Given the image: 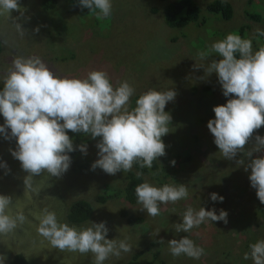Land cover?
Instances as JSON below:
<instances>
[{
    "label": "rangeland",
    "instance_id": "374dc122",
    "mask_svg": "<svg viewBox=\"0 0 264 264\" xmlns=\"http://www.w3.org/2000/svg\"><path fill=\"white\" fill-rule=\"evenodd\" d=\"M211 1L196 0L199 26L190 24L179 29L165 25V3L158 0H111L108 20L97 19L93 11L89 16L81 14L80 7L68 6L64 0H57L48 12L40 9L39 0H19L23 15L15 11L10 18L7 13L0 14V83L13 60L38 57L59 77L86 79L92 71H104L114 88L126 81L135 90L129 110L136 106L134 98L150 89L175 91L174 100L165 107L172 118L170 132L162 137L166 154L157 158L156 168L143 178L158 188L183 184L189 193L177 203L160 205V214L155 217L142 211L141 204L126 203L118 192L123 190L127 172L108 175L100 168L92 170L100 138L90 136L74 147L86 145L87 154L75 150L66 173L59 178L47 173L34 176L29 189L23 182L28 174L10 152L16 149L15 139L0 136V164L7 166L0 167V195L12 198L9 214L22 211L27 217L13 233L0 235L4 264H9L14 255H21L26 264H94L91 252L82 255L54 249L38 233L45 209L54 212L59 222L78 230L90 227L89 222H105L106 239L127 240L132 252H122L119 258L112 256L104 264H126L138 251L143 253L142 260L152 259L156 252L154 264H253L251 258L244 260L243 256L250 252L251 244L264 240V204L250 186L251 170L245 171L244 165L250 162L247 152L253 149L255 136L264 137V126L254 132L243 153L231 160L224 158L207 122L215 118L213 107L234 97H224L217 75H208L205 70L221 58L210 51L211 45L228 34L251 39L253 52L262 47L256 33L264 30V0H250L249 4L248 0H224L232 10L228 20L206 11ZM14 21L21 24L26 35L17 32ZM37 28L39 31H34ZM201 52L208 55L201 59ZM3 124L0 116V126ZM260 157H264V150L254 152L251 159ZM238 160H244V165H237ZM211 193L222 196L223 202H213ZM99 195L108 197L97 202ZM78 200L91 204L93 211L89 220L73 225L67 222L66 212ZM189 207L196 211L200 207L215 209L217 215L226 211L227 223L205 222L190 232L177 233L174 225L182 223ZM120 210L142 222L127 225ZM183 236L203 248L204 255L199 259L172 256L168 241Z\"/></svg>",
    "mask_w": 264,
    "mask_h": 264
},
{
    "label": "clouds",
    "instance_id": "9594fccd",
    "mask_svg": "<svg viewBox=\"0 0 264 264\" xmlns=\"http://www.w3.org/2000/svg\"><path fill=\"white\" fill-rule=\"evenodd\" d=\"M79 5L97 12V19H106L112 14L111 0H79ZM13 11L23 15L19 0H0V14L7 13L10 18ZM13 23L21 36L26 35L21 24ZM258 35L264 36V31ZM210 51L221 58L214 60L205 71L208 75H217L224 97L234 98L213 107L215 118L207 122V128L223 157L231 160L245 151L254 132L264 126V47L253 52L251 39L233 33L213 43ZM207 55L208 52L199 53L201 59ZM2 83L0 116L4 124L0 126V136L5 140L15 139L16 149L10 152L28 174L23 181L26 188H32L34 176L47 173L59 178L66 173L71 164L69 153L79 150L87 154L84 144L74 148L68 131L100 138L95 145L98 159L91 168H100L108 175L128 172L137 162L141 168H151L153 161L166 154L162 137L170 132L172 118L165 107L176 96L171 89L164 92L150 89L129 110L135 90L126 81L114 88L104 71H92L86 79L59 77L38 57L13 60ZM262 150L264 137L257 135L253 149L247 152L250 162L244 165V160H238L237 165H244L245 171L251 170L250 186L264 204V157L251 159L254 152ZM171 163L175 165V161ZM0 167L7 166L0 164ZM140 176L137 172V177ZM135 194L142 211L152 217L160 214V205L177 203L189 195L183 184H165L158 188L147 182L136 186ZM210 199L223 202L224 198L211 193ZM12 205L10 196L0 195V235L13 233L27 220L22 211L9 214ZM227 215L223 210L217 215L215 209L200 207L196 211L189 207L182 223L174 225L175 231L187 233L205 222L227 223ZM89 224L90 227L78 230L59 222L54 212L45 209L37 231L54 249L82 255L91 252L94 264H104L112 256L119 258L122 252H132L127 240L106 239L105 222ZM167 245L174 257L186 255L199 259L204 255V249L187 236L169 240ZM249 258L253 264H264V240L250 245V253L243 256L244 260ZM5 260L6 256L0 255V264Z\"/></svg>",
    "mask_w": 264,
    "mask_h": 264
},
{
    "label": "trees",
    "instance_id": "16d2710c",
    "mask_svg": "<svg viewBox=\"0 0 264 264\" xmlns=\"http://www.w3.org/2000/svg\"><path fill=\"white\" fill-rule=\"evenodd\" d=\"M65 4L72 7H80L81 14L89 16L91 14V11H89L86 8H82L79 5V0H64ZM160 2H164L165 6L163 8V21L165 25L168 28H184L190 24H193L194 26H199L200 23H198L199 19V8L196 3V0H158ZM250 3V0H248V4ZM57 4V0H39V7L43 12L51 11L55 8ZM206 11L209 14L214 15H220V18L222 20H228L231 17L232 10L231 6L228 2L224 0H212L209 4L206 6ZM249 18L254 20H259L256 16H251L247 14ZM110 17V16H109ZM106 18L107 20L109 19ZM242 31V29L240 28ZM240 31V32H241ZM264 31V30H262ZM256 39H258L261 43V46L264 47V36L258 35L256 33ZM0 51H1V45H0ZM237 58L239 56L237 55ZM3 88V83H0V90ZM138 97L134 98V101H136ZM69 137L73 141V146L75 147L78 144H81L85 141H87L88 137L84 133H72L70 131L67 132ZM74 151L69 153L70 158H74ZM156 161H153L151 168H141L140 163H134L133 167L130 171H128L124 177V186L123 190L121 192H118L120 196H122L123 200L130 204V205H136L137 203V197L135 194V188L141 183H145L143 176L146 175L148 172L153 171L156 168ZM137 172L141 173L140 177H137ZM108 195H99L96 200L97 202H101L103 199L107 198ZM92 214V207L91 204L85 202L84 200H78L71 203V205L68 208V211L66 212V220L70 224L76 225L84 222L87 220L90 215ZM119 215L125 219V223L129 226H133L135 223L142 222V219L139 217H133L128 214H126L125 211L120 210ZM250 253V252H249ZM142 252L138 251L135 252L130 256V258L127 260L126 264H154L156 260V252L153 255L152 259L150 260H142ZM9 264H26L25 259L21 255H14L10 260Z\"/></svg>",
    "mask_w": 264,
    "mask_h": 264
}]
</instances>
